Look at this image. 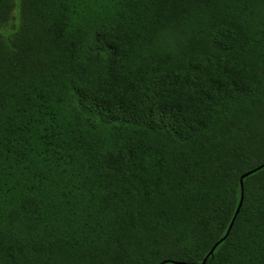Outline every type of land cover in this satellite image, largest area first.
Wrapping results in <instances>:
<instances>
[{"label":"trees","instance_id":"1","mask_svg":"<svg viewBox=\"0 0 264 264\" xmlns=\"http://www.w3.org/2000/svg\"><path fill=\"white\" fill-rule=\"evenodd\" d=\"M205 260L264 264V0H0V264Z\"/></svg>","mask_w":264,"mask_h":264},{"label":"water","instance_id":"2","mask_svg":"<svg viewBox=\"0 0 264 264\" xmlns=\"http://www.w3.org/2000/svg\"><path fill=\"white\" fill-rule=\"evenodd\" d=\"M258 169H261V167H259ZM249 174H250V173H249ZM249 174L244 175L243 178L246 177V176H248ZM241 183L243 184V182H241ZM242 200H243V194H242V198H241V203L239 204V207H238V210H237V214H238V212H239V210H240V208H241ZM235 217H236V216H235ZM234 220H235V218H234ZM234 220H233V222H234ZM232 225H233V223L231 224L230 229L232 228ZM216 247H217V245L213 248V250L211 251V253L214 251V249H215ZM205 262H206V260H205L202 264H205Z\"/></svg>","mask_w":264,"mask_h":264}]
</instances>
